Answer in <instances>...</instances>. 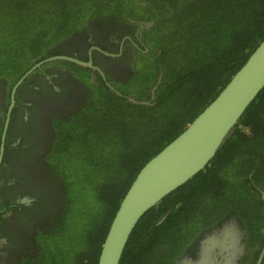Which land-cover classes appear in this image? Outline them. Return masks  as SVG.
Segmentation results:
<instances>
[{"label": "trees", "instance_id": "1", "mask_svg": "<svg viewBox=\"0 0 264 264\" xmlns=\"http://www.w3.org/2000/svg\"><path fill=\"white\" fill-rule=\"evenodd\" d=\"M130 21H153L141 30L148 53L138 52L133 70L114 82L123 95L141 101L160 76L154 98L150 105L134 104L102 84L91 85L74 113L49 120L50 140L40 149L45 189L35 191L33 202L43 199L48 214L35 248L18 264H97L138 172L216 98L264 40V0H0V76L14 83L41 60L67 55L58 46L68 38L78 40L82 32L87 37L101 25L129 31ZM56 65L66 70L51 74L54 80L67 81L71 74L88 81V70L73 63L41 68L54 71ZM39 82L43 97V87L53 86L45 78ZM85 111L92 116L84 120V148L75 151L79 162L72 165L73 173L82 174L78 183L66 176L68 165L61 169L73 135L63 136L58 126L79 122ZM58 157L64 160L56 166ZM263 190L264 88L205 168L142 216L119 264H171L183 240L228 213L264 222L258 200ZM61 242L68 246L64 251L54 245Z\"/></svg>", "mask_w": 264, "mask_h": 264}, {"label": "flooded vegetation", "instance_id": "2", "mask_svg": "<svg viewBox=\"0 0 264 264\" xmlns=\"http://www.w3.org/2000/svg\"><path fill=\"white\" fill-rule=\"evenodd\" d=\"M143 23L146 22L130 21L129 31L121 26L109 30L101 25L89 31L87 37L82 32L78 40L68 38L58 46L65 48L66 57L91 61L92 67L75 64L88 70V81L71 74L67 81L54 80L51 74L66 70L63 65L54 66V71L40 66L15 89L17 82L34 65L14 83L0 76V264H18L23 255L35 248L36 235L43 231L44 215L48 214L42 207L44 201L41 199L39 205L33 202L35 191L45 189L46 173H39L44 167L41 156L45 151L40 149L50 140L49 120L53 116L60 119L74 113L91 85L101 87L102 84L110 92L134 103L133 96L119 92L114 81L133 70L138 52L148 53L141 38V30L146 28ZM132 25L136 29L133 34ZM43 78L53 87H43V97H40L38 85ZM156 84L153 83V87ZM152 88L147 100L137 102H151ZM12 98L14 102L9 112ZM258 200L264 203V190ZM229 214L211 225H202L193 239L183 240L171 264H257L259 260L264 264V222L248 223L234 213ZM259 216L264 219V215ZM157 262L148 264H160Z\"/></svg>", "mask_w": 264, "mask_h": 264}, {"label": "water", "instance_id": "3", "mask_svg": "<svg viewBox=\"0 0 264 264\" xmlns=\"http://www.w3.org/2000/svg\"><path fill=\"white\" fill-rule=\"evenodd\" d=\"M142 25L149 28L153 22ZM54 61L92 67L91 61L82 62L71 57L53 56L36 63L21 77L14 89L34 69ZM160 79L159 76L157 84L151 90L152 99ZM263 88L264 40L259 43L216 98L138 172L114 214L104 242L101 244L97 264H119L125 244L142 216L205 168L223 140L239 122L246 108ZM132 101L135 104L150 105V102H137L133 99ZM13 102L12 98L9 112ZM4 127H7L6 124ZM4 138L5 133L3 140ZM2 148L3 144L1 151ZM257 264H260V260Z\"/></svg>", "mask_w": 264, "mask_h": 264}, {"label": "rangeland", "instance_id": "4", "mask_svg": "<svg viewBox=\"0 0 264 264\" xmlns=\"http://www.w3.org/2000/svg\"><path fill=\"white\" fill-rule=\"evenodd\" d=\"M92 116V112H86L84 113V115L81 116V119H79V122H76L75 120L70 122L67 125H61L58 126V129L60 131V133L63 134H71L73 135L72 139H71V143H70V152L67 153V156L65 158V162H63L62 164H60L62 166V170H64L66 168V166L68 165L69 170L66 172V176L68 177L69 180L73 181L74 180L76 182H81L80 178L82 177V174L80 173V171L78 172H72V165L74 163L78 164L79 160L75 159L74 160V154L75 151L78 150V148H84V144L85 141L83 140V138H81V136L84 134L85 131H87V125L83 124L84 120L86 118H91ZM100 120V119H99ZM98 134H96L95 132H93V136H97ZM64 136V135H63ZM105 156H102V158H104ZM61 160H64L62 157H58L54 160V164H56V166H58V164L60 163ZM89 197V196H87ZM61 241L60 240H57ZM53 242V241H52ZM55 246H60L62 251L66 250V248L68 247L67 244L64 243H55Z\"/></svg>", "mask_w": 264, "mask_h": 264}]
</instances>
